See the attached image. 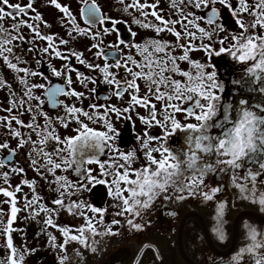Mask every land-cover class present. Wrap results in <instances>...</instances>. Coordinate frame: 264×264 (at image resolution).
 Instances as JSON below:
<instances>
[{
  "label": "snow or ice",
  "instance_id": "1",
  "mask_svg": "<svg viewBox=\"0 0 264 264\" xmlns=\"http://www.w3.org/2000/svg\"><path fill=\"white\" fill-rule=\"evenodd\" d=\"M45 2L63 14L66 38L42 31V25L52 27L38 11ZM81 3L86 27L70 5L59 0H0V67L15 73L20 85L13 89L0 76V91H7V107L0 103V113H5L0 115V152L8 153L0 157V195L5 198L0 201V264H26L35 252L14 242L13 224L21 212L26 220H42L40 231L49 246L58 249V264H83L85 251L103 250L105 238L122 235L125 225L130 232H142L151 225L152 212L159 209L175 217L173 206L189 198L215 202L210 232L226 241L230 205L246 201L264 213V0H168L167 10L160 7L161 0H119L131 24L155 33L142 42H136L138 33L128 21L103 12L97 0ZM217 4L229 10L235 25L231 30ZM6 20L11 23L5 25ZM120 24L127 26L131 39L123 37ZM163 33L174 40L162 38ZM113 34L114 41L106 45L105 37ZM77 37L94 41L87 48L93 60L67 47ZM193 52L203 56L193 59ZM28 54H34V66L25 59ZM223 56L242 68L230 82L235 90H228L231 99L214 62ZM54 59L63 62L59 68L51 63ZM43 64L63 82L54 84L39 70ZM101 86L108 88L104 95L98 92ZM245 93H258L261 99L253 103ZM125 95L126 106L111 103L113 98L123 101ZM60 97L75 98L80 106ZM46 104L63 113L50 115ZM137 120L142 130L136 145L125 151L117 144L118 125ZM17 154L26 156L38 179L11 184L12 175L27 176L14 160ZM213 176L215 186L206 182ZM39 181L52 193L50 200L38 191ZM97 185L107 188L110 204L95 206L84 197ZM25 186L30 193L23 191ZM230 190L232 199H217ZM62 213L81 223H57ZM106 216L111 217L107 222ZM48 228L55 229L62 242L57 243ZM152 249L153 258L159 259L155 245L144 244L135 264H142L145 250ZM221 264H264V225L244 221L236 250Z\"/></svg>",
  "mask_w": 264,
  "mask_h": 264
},
{
  "label": "flooded vegetation",
  "instance_id": "2",
  "mask_svg": "<svg viewBox=\"0 0 264 264\" xmlns=\"http://www.w3.org/2000/svg\"><path fill=\"white\" fill-rule=\"evenodd\" d=\"M103 1L104 0H97V3L102 11L106 13L107 11L103 9L102 6ZM11 2H21L26 4L28 0H11ZM59 2L62 4H69L72 12L76 15L78 23H80L81 27H86L81 15V9L84 7L81 0H59ZM215 7L221 10L223 17L222 22L225 24V27L230 30L234 28V21L232 20L229 10L219 4L215 5ZM38 11L42 14L44 21L52 25L51 28H44L42 25V31L49 34L58 33L60 36L66 38L67 27L62 26L61 16L63 14L60 13L58 9L45 2L44 4L39 5ZM4 23L7 25L11 22L6 20ZM117 27L121 30L124 38L131 39L126 26L120 24ZM124 30L127 32L126 34L123 33ZM25 32H27L26 29ZM165 34L170 36L169 39L172 38V40H174V37L170 34ZM110 38L112 40H110ZM110 38L105 37L106 45L110 44L109 41H114L115 36ZM92 43H94V41L90 38L77 37V39L72 41L67 47L76 51L85 52V57L91 61L94 58L87 52V48L90 47ZM40 44L41 46H44V42H40ZM24 47L26 49L27 45ZM64 50L65 46H61V51ZM33 55L34 54H28L25 56V59L29 60L31 66H34V61L32 60ZM191 56L193 59H198L203 56V53L193 52L191 53ZM99 62L103 63V61ZM214 62L217 65L219 76L225 82V95L228 99H231L232 96L228 94V90H232L233 92L235 90L230 82L232 79L238 78L242 74V68L240 65H236L227 56L215 58ZM51 63L59 68L63 62L54 59ZM72 63L82 72L88 74V70L84 68L83 65L77 64L75 59H73ZM0 64H2V62H0ZM182 66L186 67V65ZM39 70L44 71L46 75H49V79H51L54 84L63 82L62 79L50 75L47 64H43ZM92 74L95 75L96 73ZM0 76H3L9 83H11L13 89H19L20 85L14 80L15 73H12L6 68L0 67ZM73 79L75 80V73H73ZM37 82L43 81L40 80ZM73 87L78 91H84V89L78 84H74ZM91 87L92 85H89V88ZM98 92L101 95L106 94L108 92L107 86H101L98 89ZM37 94L39 95L40 93L37 92ZM245 95H251L253 103L261 99V96L258 93H245ZM6 97L7 91H0V103H2L4 107H7ZM60 99L65 100L66 103L75 102L77 103V106H80L79 102L75 101V98L60 97ZM127 100L128 96L125 95L123 101H118L116 98H113L111 103L117 104L118 106H126L125 102ZM88 103L89 101L85 100L84 107H87ZM45 109L50 115H56L58 112L61 114L63 113L62 108L52 109L47 104L45 105ZM140 111L143 114V110ZM4 114L5 113H0V115ZM24 119L27 122V115ZM142 127L143 126L139 124L138 120L135 121L134 125L127 121H121L118 125L120 130V137L117 141L118 146L125 151L130 150L131 147L136 145V135L141 132ZM58 131H60L62 135L70 134L68 130L58 129ZM153 131L158 132L159 130L155 129ZM33 138L35 139V137ZM0 142L3 141L0 140ZM10 143L12 147H15L16 142L14 140ZM172 143L175 145L177 141L173 139ZM7 154V150H4L3 152H0V157L6 156ZM14 160L25 168L27 176L12 175L11 184L13 186L17 185L25 178L38 179L36 173L29 168L24 154H17ZM225 180H227V177H225ZM206 182L215 186L217 183V177H210ZM43 183V181H39L38 191H40V194L43 195L46 200H50L52 198V193L46 187H43ZM0 185H2V181H0ZM23 191L25 193H30L27 186L24 187ZM231 191L232 190L220 194L217 199H232ZM84 197L90 200L95 206H105L106 204L111 203L107 188L104 185L95 186L93 191L90 194H84ZM4 199L5 198L0 195V201ZM173 207L177 211V216H167L165 213H162L157 209L150 215L151 225L142 232H130L125 225L120 229L122 235L105 238L107 246L103 250H100L97 253L85 251L83 264H135L138 249L144 244L155 245V248L159 250L160 258H153L156 254L155 249L145 250L146 255L142 258V264H213V261H215V264H221L222 260L228 259L236 250L243 232L244 221L255 223L257 225H264V213L260 212L258 205H252L246 201H237L235 208H231L230 205V211L226 215V220L228 221L226 231L229 233V237L226 241L221 242L210 232L212 224L211 217L214 215L215 202H208L205 204L201 202L199 197H197L189 198L181 204L174 205ZM8 208L9 206L7 204L3 205L5 212L8 211ZM25 215L26 213L24 212L18 214L17 220L13 224V227L17 229V231L13 233V236L14 242L17 246L26 244L29 249H35V252L26 258V264H58V249L51 248L48 244V237L40 231L43 226L42 220H26L24 218ZM148 218L149 217L146 215L145 219ZM4 219L6 221L7 216H5ZM110 219V216L105 217L106 222ZM57 223L61 225H78L81 223V220L78 218L74 219L67 213H62L57 220ZM48 231L57 235V243L62 242V237H60V234L55 229L48 228ZM69 254L71 255L72 253L70 252Z\"/></svg>",
  "mask_w": 264,
  "mask_h": 264
},
{
  "label": "rangeland",
  "instance_id": "3",
  "mask_svg": "<svg viewBox=\"0 0 264 264\" xmlns=\"http://www.w3.org/2000/svg\"><path fill=\"white\" fill-rule=\"evenodd\" d=\"M141 2L143 3L144 0H141ZM148 2L152 3V2H154V0H148ZM102 6H103V9H105L107 11L106 13L108 15L112 16L113 18L128 21L132 30L136 31L138 33L137 37L135 38L136 42H142L143 40L148 39V38L155 35V33L150 31V30L142 29V28H139V26H137V25L131 24L132 17H130L127 13H123L121 11L123 6L119 3V0H104L102 2ZM160 7L167 10L168 0H161ZM121 25L126 26L125 24H121ZM112 36H115V34H113ZM161 36L164 39L172 41V38L169 39L170 36L166 35L165 33L161 34ZM110 40H112V39L110 38ZM112 42L113 41H111V42L109 41V43H112Z\"/></svg>",
  "mask_w": 264,
  "mask_h": 264
},
{
  "label": "water",
  "instance_id": "4",
  "mask_svg": "<svg viewBox=\"0 0 264 264\" xmlns=\"http://www.w3.org/2000/svg\"><path fill=\"white\" fill-rule=\"evenodd\" d=\"M123 33L126 34L127 32L124 30Z\"/></svg>",
  "mask_w": 264,
  "mask_h": 264
}]
</instances>
